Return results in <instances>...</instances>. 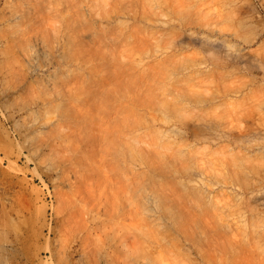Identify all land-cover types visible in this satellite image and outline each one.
I'll use <instances>...</instances> for the list:
<instances>
[{
  "label": "rangeland",
  "instance_id": "obj_1",
  "mask_svg": "<svg viewBox=\"0 0 264 264\" xmlns=\"http://www.w3.org/2000/svg\"><path fill=\"white\" fill-rule=\"evenodd\" d=\"M0 264H264V0H0Z\"/></svg>",
  "mask_w": 264,
  "mask_h": 264
},
{
  "label": "bare ground",
  "instance_id": "obj_2",
  "mask_svg": "<svg viewBox=\"0 0 264 264\" xmlns=\"http://www.w3.org/2000/svg\"><path fill=\"white\" fill-rule=\"evenodd\" d=\"M180 1V0H179ZM190 12V11H189ZM229 45V44H228ZM211 46V45H210Z\"/></svg>",
  "mask_w": 264,
  "mask_h": 264
}]
</instances>
